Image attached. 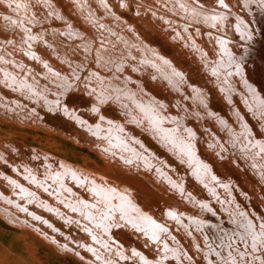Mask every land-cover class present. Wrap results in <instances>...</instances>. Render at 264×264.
Segmentation results:
<instances>
[{
    "label": "rangeland",
    "instance_id": "1",
    "mask_svg": "<svg viewBox=\"0 0 264 264\" xmlns=\"http://www.w3.org/2000/svg\"><path fill=\"white\" fill-rule=\"evenodd\" d=\"M50 1L56 3L55 2L56 0H3V1L0 0V6L4 10L3 13H2V10H0V14H2V17L5 18V22H8V26L12 27L11 28L12 30H10V31L13 33L12 34L13 37H15V39H12V40H10L9 37H8V39L4 40L3 39L4 35H2V37H0V39L2 38V41L4 40L3 45L0 44V47H2V51L0 50V81L10 83V84L14 85V87L20 91H23V89H22L23 87L25 88V91L31 90V88H32L31 84L32 83L30 82V80H33V79L36 80V76H35L34 72L37 70L40 71V68H41L42 70H45V71L47 70L45 72L47 79H50V82L53 83V85L57 89L62 88V86L66 87L67 82H68L67 79L69 77L64 76V75H62V73L56 72L55 70L51 69L52 66H54V65L56 66L58 63L54 64L55 61H52V59L49 57L48 53H46L47 48H50L49 52H51L52 55H58L57 59L60 58V60L62 62H65V64L73 63V62L78 63V61H79V63H88L90 66H92V68L90 67L91 76L86 77V80L84 81L83 85H84V88L88 87V88H86V91H88V93H89L88 95L92 96L93 99L91 97L89 99L88 98L89 96H85L84 94L80 95L78 93H74V95H73V93H70L76 97H74V99H73V97L70 95L72 98L69 96L67 98L68 99L67 102L70 100L68 102L70 105H72L71 103L74 102L75 106H85L86 105L88 108L90 107L91 104H93L92 110L95 109L97 111L98 115H96V117H97L96 120H97V122H99V121L100 122L96 123V121L94 122V120H93L94 124H90L92 122H90L88 119L83 117L81 114H79V116H78V114H76V116H74V118H73L74 120H71L70 117H65L64 114L60 113V110H56L54 113L48 112L45 114L44 120H45L46 124H49L50 126L52 125L54 127L53 129H49L43 125L35 124L32 122L30 123L29 119H33L32 118L33 115L29 110L28 111L21 110L18 112V111H15L14 109H12V110L7 109L8 114L4 116V114H2V107H1V110H0V169L1 168L4 169L7 166L13 172H15L17 175L22 177V175L17 171L19 169H23V167H21L20 163L23 162V159H26V160L29 159L28 155H29V157L34 159L32 161L34 163L36 161H37L36 163H38L42 159H45V158H47V159L49 158V160L51 158V160H53L54 158L58 157V158H61L65 161H68L70 163H74V164H77L83 168H86L89 171H93L96 175L98 174V175L103 176V177L106 176V178L107 177L110 178L109 180L114 182V183L120 179L119 182L121 181L120 183L123 184V186L124 185L128 186L127 183H124V182H127L128 179H130L131 185L132 186L134 185L133 187L135 189H137L134 192V194L139 198L140 201H142L146 205V208L148 210H151V209L156 208L157 206L169 204L173 200L170 197H168L165 194V192H163V186L160 183H157L151 177L150 174H148L144 171V170H148L150 168H152V169L154 168L155 171L160 170L158 159L160 157H162V154H155L154 150H153L154 158H150L149 157L150 154H148V155L144 154V153H147L145 151L146 149H150L149 147H147L144 143H141V141H140V138H142V136L143 137L145 136L146 138H148L151 141V143L154 146H156V150L159 151V149L161 148L160 150H162V151H160V152L165 153V154H163L164 159H166L165 157H166V155H168L169 157L167 156L168 157L167 159L170 158L171 160L170 159L169 160L172 163L175 162L174 164L179 166L180 169L181 168L184 169V172L186 171L185 173L187 175L189 174L188 172H190L192 175L196 176V179L198 181H200L204 185L208 184L207 180H205L202 176V170L201 169L203 166H206V165L208 166L207 161H209V159L212 158V154H211V152L208 153L207 154L208 156H206V158L203 156L206 160V164L200 158L197 159L196 156H198V154H199L198 150L201 151V149H202V148H200L199 137L195 133L192 134L191 128H193V127L191 124L188 125L191 128L187 127V124H186V126H184L185 124H183V122L185 123L186 120H184L181 116V115H186V118H187L191 115H195L196 112L194 109V105L198 104L197 105L198 107H195V108H197V111H201L200 107H202V106L200 105V103H198L194 99V96H192V94H189L191 96V97L189 96V98H187L189 106H190L189 108L180 106L181 105L180 103L178 106L177 105L172 106L173 111H177V109H179V111H181L182 113L184 112L185 114H181V112H179L181 115H172L171 116L170 114L166 113L167 112L166 110H168L171 107L170 102H165V104H166V108H165L163 106V103L158 104V101H160V99L158 97L154 96L152 94V92L151 93L148 91L144 92V90L142 88H139V87H141V84H142L141 79L142 78L146 79L148 77L146 79V81H148L150 84L152 83L153 86H155L158 91L162 92L164 95L167 96V99H168L169 94H173V95L175 94L178 96L177 92L181 91L183 93V91H182L183 88L180 89V87H178L179 84L177 86L176 80H177V76H179V78L180 77L182 78L183 74H181V72L179 70H177V67L173 65V63L171 62L172 58L171 57L167 58L168 54H163V52L160 51L159 45H156V46L152 45L151 43L146 41V39L143 38L142 35H140V33L137 31V26H138L137 24L142 25L145 22L147 24L149 23L148 26H149L150 30L152 31L150 33V36L153 38L156 37L158 41L163 42L165 45H168V46L170 45L169 47L172 48V50L176 53L177 57L179 56L178 58L180 59V61L185 63V66H187L186 69H188V67H189V69H192L194 72H196L198 70L196 73H198V75H200V77L203 78L205 81L207 79L206 82L208 83V86H210L212 90L214 89L213 90L214 92L217 91L216 93L219 96H221V99L223 101H226V99L229 100V97L233 96L232 101L234 104H236V106H240V103L237 99H241L242 102L245 103L247 111L254 112L256 110V107H259L261 104H263V102H261L262 100L258 94H260L262 92L264 95V88H263L264 87V71H263L264 67L262 64V63H264V58L262 57V55H260L258 53L259 52L258 51L259 50L258 45L260 46L261 49L264 48V31H263V27H261V26H263V23H264L263 22V20H264V16H263L264 0H197V1L205 2L208 5L207 8H203V6L197 5L196 0H143V1H146L145 3H147V2L150 3V5H148V6H150L149 8H151V10L154 11V14L152 17L156 18L155 23L151 22L152 21L151 19L145 18V17L142 18L141 16H138V19H137V15L131 9H126L125 6L124 7L121 6L119 8L118 4L115 3L116 0H57L56 4H59L63 7V8L61 7L62 13H60V14H59L58 10H55L53 7H50V5H49ZM234 3L236 4V6L234 5ZM115 4H116V7H115ZM47 12L49 14H47ZM261 12H262V14L260 15ZM17 14H19V15H17ZM50 14L54 15L55 18H57L58 20L51 22L50 21L51 18L49 17ZM62 14H65L68 18L70 16L71 19H68V18L64 19V16ZM123 14H125L126 16L128 15L130 19L127 18ZM134 19H136V20L134 21ZM149 20H151V21H149ZM128 21H132V22H128ZM59 23H60V25H59ZM69 24L70 25L72 24L76 27H78L79 25H82V27L81 26L78 27L82 30L81 33L75 32V29L72 28ZM258 24H261L260 25L261 28L259 27ZM34 29H36V30H34ZM207 29L216 30L218 32V34L212 33L213 34L212 35L209 32H207ZM252 29H253V31H252ZM163 31L167 32L168 37L172 33L173 37L172 36L169 38L166 37L165 36L166 33L163 34L162 33ZM86 35H88L87 39L84 38V37H86ZM194 35L197 37H201L203 44L204 43L205 44L202 46H199L198 43L195 42V36ZM8 36H9V31H8ZM228 36H231L234 39H236V45L233 46L234 48L231 45H229L230 41H229ZM73 40H75V41L72 42ZM69 41H71L70 48H69L70 51L67 53L66 50L63 51L62 44L64 42H69ZM208 41L212 43V47L209 46V44L207 43ZM239 43H242L244 45V48L242 49V51L237 49V50H239V52L237 53L233 49L238 48L237 44H239ZM56 45H58V46L56 47ZM39 46L44 47V50L43 49L41 50L39 48ZM179 46H181V49H179ZM205 46L207 47V49ZM35 47H38L39 49L37 48V50L34 51ZM184 47L190 52V55L183 50ZM193 47H194V49H193ZM3 48H4V50H3ZM16 48H17V52L11 50V49H16ZM29 48L31 49L30 52L28 51ZM91 48H92V50H91ZM255 48H257V49H255ZM253 49H255V51ZM74 50L77 51V54H79V56L81 57L80 60L74 59L75 57L74 58L71 57L72 52ZM178 50L181 51L182 53L184 51V53L182 54ZM206 50L208 52L210 51L209 52L210 54H208V52H206ZM200 51L202 54H200ZM17 53H19L20 56L16 55ZM28 53H30L28 56L33 59V61H32L33 64L28 63L27 61H24V59L22 58L23 55L27 56ZM40 53H44V54L42 55ZM206 53H207V55H206ZM220 53L222 56L220 55ZM163 55H165V56H163ZM195 55L198 59L195 57ZM203 55H205V56H203ZM208 55H210L211 58H209L210 56H208ZM212 55H214V56H212ZM204 57H207V58H204ZM214 57L216 60L214 59ZM220 57L221 58L223 57L224 59L223 58L221 59ZM240 58H241V60H240ZM93 59H94V61H93ZM233 59L234 60L236 59L237 61L234 62ZM51 61H52V63H51ZM238 61H239V63H238ZM132 62H134V63H132ZM201 62H202V65H201ZM209 62H211V64ZM236 62H237V65H236ZM197 63L202 67H200ZM259 63H260V66H259ZM31 64H32V67H31ZM165 65H166V67H164ZM195 65H196V67H195ZM261 65L263 68L261 67ZM26 66L28 67L27 68L28 70H26ZM203 66H205V67H203ZM232 66L234 68H232ZM258 66H259V68H257ZM34 67H35V69H34ZM132 67L135 68L133 71L131 70V69H133ZM140 67H142V70H140ZM145 67H147V68H145ZM125 68L128 72H125L126 71ZM150 68L152 71H150ZM157 68H158V70H156ZM203 68H206V69H203ZM146 69H148V71ZM162 69H164V70H162ZM202 69H203V71H202ZM260 69H262V71ZM31 70L34 72H31ZM154 70H156V71H154ZM207 70H208V72H207ZM110 71H111V73H110ZM122 71L124 73H122ZM176 71L180 72V74L177 72L178 73L177 76L175 75ZM184 71H186V73L188 72L187 70H184ZM258 71H260V72H258ZM21 72L23 75L21 74ZM131 72H132V74L134 72L138 73V75H137L138 78L136 77L135 79H132V81H131V78L128 76V74ZM203 72L207 73V78L205 76L206 73L204 74ZM256 72H257V74H256ZM106 73H107V75H106ZM247 73L252 74L253 78L251 81L249 79H247V77H248ZM102 74H104V75H102ZM118 75H120V76L122 75V76L120 77ZM209 75H210V77H209ZM245 75H246V77H245ZM262 75H263V77H261ZM102 76H104V77H102ZM128 77L130 79H128ZM170 77H173V78H170ZM224 77H226V78H224ZM154 78H156V79H154ZM208 78L210 79V81ZM245 78H246V80H245ZM137 79H139L140 81ZM171 79H173L174 81H171ZM215 79H217V80L219 79L220 82H217ZM155 80H157V81H155ZM247 80L250 84L248 89H250V91H251L250 94L252 95L254 101L252 100L251 95H248L247 93L244 94L243 91H241V89H239L240 83H245V82H247ZM135 81H136V83H135ZM161 81L164 83L160 84ZM210 82H213V84ZM218 83L221 85H219ZM128 87H130V89ZM216 89H218V90H216ZM257 89L260 92L257 91ZM196 90L197 89L195 88L194 90H192V92H196ZM219 90H222V92H223L222 95L219 93ZM84 96L86 99L84 98ZM222 96H224V97H222ZM234 96H236V97H234ZM127 97H129V98H127ZM69 98H71V99H69ZM152 98H154L155 102H154V100H152ZM181 98H184V97H181ZM191 98L194 100V102L192 101ZM91 99L93 101H91ZM123 99H124V101H123ZM84 101H86L87 104L79 105V104H83L82 102H84ZM54 102H55L54 99L50 100L51 104H53ZM105 103H106V105H104ZM107 103L108 104L111 103L110 104L111 107H114V105H115V107L117 108V109L115 107L113 108V110L114 109L116 110L115 112L118 113L120 111L119 114H121L120 116H121L122 120H121V122H116L118 124L114 123L109 117H108L109 118L108 120L105 118L106 115H104V114H105L106 109L107 110L112 109ZM128 103L130 106H128ZM130 103L133 106H131ZM134 103L135 104L138 103L140 105L137 104L136 105L137 107L134 108V106H135ZM76 104H78V105H76ZM23 105L28 106L27 104H23ZM139 106L140 107L142 106V108L144 110L147 109L151 113V115H149L150 117H148V119L146 118L147 120L141 119L140 116L137 115V114H139V112H138ZM58 107H60L59 104H58ZM108 107H110V108H108ZM129 107H131V108H129ZM174 107L177 109H175ZM104 108H106V109H104ZM101 109H102V111H101ZM133 110L135 111L134 114L132 113V112H134ZM129 111L132 114H130ZM201 112H202V114H200V112H197V114H196L197 116H194V118L199 117V116H201V117L204 116L205 118L212 117L211 116L212 113H210V115H209V113H207L205 111H201ZM125 114H126V116H125ZM256 114H258V112ZM12 115H14V119H12ZM35 115L37 116V114H35ZM135 115H137L139 118ZM258 115L261 116V112ZM69 116H71V114H69ZM100 116H102V118ZM134 116H135V118H134ZM103 117L105 118L106 121L103 120L104 119ZM38 118H39L38 121H40V120H42L43 116L39 115ZM95 118H93V119H95ZM124 118H126V119H124ZM136 118L138 120H141L143 122L144 126L145 125L148 126V127L145 126V127L149 128V129H144L145 133L143 132V130L139 129L136 126L137 124L135 125L136 120H137ZM79 119H81L82 122ZM221 119H222V121H221L222 123H220V124H222V125H219V127H220L219 130H221V129L224 130V128H225L224 135L226 136V134H227L228 137H226V138H229L230 141L233 140L232 142H230L232 144H229L230 147H233L231 145H235V147H234L235 151L233 149L232 150L234 152H237L236 148L238 146H239L238 149H240V150H242V149L244 151L250 150L251 147H249V146L252 145V143L250 141H253V139H251V140L244 139V137L247 135V133H246V128L243 127L241 119H240V122L237 121L238 122L237 126H236V124H234V121L231 120L233 122V124L235 125L234 129H230V127L227 128L225 120L222 117H221ZM75 120L77 122L78 121L80 122L81 128H78L76 126ZM123 120H125V121L131 120L130 123H133L132 126H134L136 128L138 134L141 133L139 136L135 135L136 140L137 141L139 140V142L135 143L136 140L133 137L134 135L131 134L127 130H126V133H123L124 135L121 134V132L119 134V130H123V132H124L125 126H131L130 124L128 125L126 123L127 121L125 122ZM133 120H135V123L132 122ZM150 121H152L153 124H152V122L150 123ZM179 121H181V122H179ZM212 121H213V119L211 118V122ZM223 121H224V123H223ZM79 122H78V124H79ZM81 124H84V125H81ZM86 124H89V125L86 126ZM104 124H106L107 126ZM157 125H160V127ZM111 126H113L114 128ZM153 126H155V127L157 126V128H155ZM166 126H167V128H166ZM173 127L175 129H173ZM183 127L184 128L186 127V130ZM237 127H238V129H237ZM182 128L184 129V131H186V133H187V131H188V133H190V135L192 136L191 140H190V135L189 136L186 135V133L183 130H181ZM111 129H113L112 130L113 132L111 131ZM170 129L172 131L177 130L179 135H184V137L186 136L187 137V138L185 137L186 142L187 143L189 142L188 145L193 148L192 150H194V152L190 151L191 148L188 145H186L187 146L186 147L187 150H186L185 148L183 149L181 147L173 145L171 142H170V144H164L163 145L164 147H162V145H160V143L156 142V141H158L157 140L158 133L164 134L166 132L171 131ZM236 129H237V131H236ZM101 130H104V132ZM105 130L108 132L106 133ZM179 130H181V132ZM148 132L153 136L156 135V137L150 136L148 134ZM225 132H226V134H225ZM114 133H115V135L118 136V139L120 138L119 142H118L120 144V146H117L118 143L116 144V142H114L115 140L118 141L117 138L114 139V137H116L115 135H113ZM108 134H110V135H108ZM101 135H102V138H101ZM233 136L236 139L235 138L232 139ZM98 137H100V138L98 139ZM125 137H126V139H125ZM95 138H96V140H95ZM137 138H139V139H137ZM89 139L95 140V141L99 142V144H93L92 142H90ZM122 139H124L123 142L121 141ZM154 139H156V140H154ZM109 140H111L110 141L111 144L109 142H108L109 144L107 143V141H109ZM245 140H247L249 143H247V141L245 142ZM234 141H237V142H234ZM126 142L130 144L128 146L132 145L131 147L133 149L135 148L134 150L131 149L134 152V155L132 157L130 156L131 159L127 154H125L126 153L125 151H127V150H124L127 146ZM226 142L228 144V140H226ZM101 143L102 144L104 143V144L102 145ZM121 144L123 146H121ZM135 144L138 146H136ZM140 144H141V148H140ZM96 145H98V148L95 147ZM113 145H116L115 147H117V148H115ZM133 145H134V147H133ZM242 145H245L244 146L245 149L243 147L240 148ZM259 146H260V148H259ZM261 146H263V148H264V145H258L259 150H257V152L252 149L253 154H254V152L258 153V154L252 155V154L248 153V151H245V152L243 151V152L244 153L247 152L248 153L247 156L252 155L251 157L250 156L248 157V159H251L250 160L251 162L252 161L254 162V159L256 158L255 161L257 163L252 162L253 164H256L254 166H258V165L260 166L259 172H257L258 170H256V172L259 175H260V173L264 175V173H263L264 169H262L263 167L261 166V165H264L263 164V162H264V156L263 155L264 154L263 155L259 154L260 150L263 149V148H261ZM120 147H124V148H120ZM142 147L145 150H143ZM188 147H189V149H188ZM247 147H249V148L247 149ZM118 148H119V150H118ZM100 149L102 150V152H99ZM254 149H257V147ZM135 150L136 151L137 150L142 151L141 154H138V156L140 155L139 157L137 155L135 156V153H136ZM263 150H262V152H263ZM150 151L149 152L152 153V149ZM171 151H173V153ZM123 152H124V155H123ZM115 153H118V154H115ZM34 155L35 156L37 155L36 156L37 159ZM119 155H121V156H119ZM146 155H147V157H146ZM125 156H127V157H125ZM142 156L146 157L147 159L142 157ZM255 156H257L258 158ZM252 157L254 159H252ZM115 158H117V159H115ZM136 158H137V160H136ZM148 158L154 162H152V161L150 162V160ZM193 158H194V161H193ZM144 159H145V161H144ZM15 160H20V161L14 162ZM116 160H120L121 162L116 161ZM147 160H149V161H147ZM111 161L112 162H114V161L118 162V165H117V163H115V162L112 163ZM13 162H14V164H13ZM139 162H140V166L138 165ZM155 163H156V165H155ZM178 163H180V165H178ZM252 163H250V164L252 165ZM123 165L124 166L126 165V166L124 167ZM117 166L118 167L120 166V167L118 168ZM135 166H137V168H139L138 173L132 172V170H131V167L134 168ZM112 167H113V169H112ZM146 167H147V169H146ZM155 167L157 168V170ZM218 167L220 169H222L220 166H218ZM27 168L30 169L29 165H27L25 167V169H27ZM255 168H257V167H255ZM64 169L65 170L63 172H64L65 176H67L66 177L67 180L65 177H64V180L66 181V183L68 181H70L69 185L73 186L74 190H72V191L66 190V186L62 185V183H65V181H63L62 177H61L64 175L63 172L60 173L61 176L59 175L58 177H56V178H58L59 181H57L56 178H52V180H53L52 183H54V184L51 185L52 190L50 188H49V190H51V194H53V196L55 195L54 196V198H55L54 200L56 201L55 206L58 207L57 204H59L60 206H64L67 209H69V211L72 210V213H74L76 216H78L77 219H79L80 221H85L88 224V226H89V227H87L88 229L93 228L94 231L99 229L100 230L99 233H102L101 229H103L102 230L103 232L106 231V233H109L108 229H109V227H111V222L116 218L121 219L122 222L124 220V223H126L127 226L132 225L131 227H135L137 229H140L143 233L130 228V229H132L131 230L132 232H131L129 229L127 230V228H124L123 226H121L122 228L117 227L116 229H114L113 234L117 238L124 237V238L128 239V237H129L130 241L128 242L127 246H130L131 243L133 244V242H134L135 243L134 245L137 248H140L139 249L140 253L141 252L145 253L144 256L147 259V261L149 262L151 260V258L153 257V255L151 254V252H149L148 247L146 246V243L148 242L146 240L148 237L145 236L144 234L150 233L154 228L158 229V225L151 218L145 219V217L143 215L140 216L136 203H133L129 199V197L126 196V194L122 191H120V193L122 194V198H120L121 194L115 193L116 188L113 185H111L110 182H109L110 184H108V185L104 184V186H98L97 187L98 181H94L93 182L94 184H93V183H88L87 180H85V183H84V181H82L83 179H82V175H80L81 171L79 169H76L74 167L73 168L67 167V166ZM108 169H111V172ZM234 169L230 167L229 171L234 172L235 171ZM141 170H143V171H141ZM260 170H263V171H260ZM113 172H115V173H113ZM130 172H131V174H130ZM216 172L218 173V171H216ZM124 173L126 174L127 177L124 176L125 175ZM220 173L223 174L224 171H222ZM119 175H120V177L123 176L122 179L119 178ZM263 175L261 176V178L264 177ZM124 177H126V178H124ZM74 178L76 179V181ZM131 178H132V180H131ZM188 178H189V176H188ZM0 179H3L1 177V174H0ZM77 180L79 181V183ZM123 180H125V181L123 182ZM252 180H255L254 177H252ZM3 181L4 182H2L3 183L2 186L5 189H7L8 191H10V188L7 185L8 181L6 182L5 179H3ZM72 182H76V185ZM52 183H50V184H52ZM171 183H172V185L175 184L174 187L178 186L175 182H171ZM109 185H111L112 187ZM52 186L54 187V189ZM75 186L78 187V189L80 191L88 190L87 195H88V197H90V199H86L84 197H80V199H79V197H78V199H76V201H74L71 199L69 200L67 197H65L66 191H67V193L70 192V194H72V195L75 194V191L77 192V189L75 188ZM101 187H102V189H101ZM109 187H111L112 189H109ZM11 188H14L16 192H17V188L20 189L19 186H17L15 183H11ZM160 188H162V189H160ZM98 189H99V191H98ZM104 189H105V192L103 193ZM101 191L103 194L101 193ZM106 191L108 193L110 192L107 196L105 194V193H107ZM116 192H118V189H116ZM144 193H146V194H144ZM97 194H100V195H97ZM117 195L119 197H117ZM133 195H131V196H133ZM29 196H30V198L32 197V195H30L29 192H26L25 200L27 202H29L28 201L30 199ZM56 196H57V198H56ZM99 196H100V198H99ZM123 198H125L126 201L128 200V202L126 203L125 199H123ZM4 200L6 201V198H4ZM4 200H3V197H2V200H0V202L3 205H5ZM82 200L84 201V203L82 202ZM70 201H71V203H70ZM67 202L70 203L69 205H72V206H67L68 205ZM131 202L133 204H135V206L134 205L132 206ZM122 204H124V205H122ZM77 205H79L80 207H78ZM35 206L38 207L37 205H35ZM84 206H85V208H84ZM72 207L73 208L75 207L77 209L74 208V211H73ZM9 208H10V206H9ZM9 208L3 209L2 207H0V264H91L88 261L84 260L81 256H79L76 253L73 254V253H70L68 251H64V250L60 249L58 247V245L56 244L55 238L51 235V233L41 231V229L38 228V226L35 225L31 221L30 216L28 213H26V211H23L22 209H19L17 207H13V205H11L12 210ZM209 208L210 207H208V206L201 205V210L197 214H187L188 219L183 218L182 214L180 212L177 214L174 213L175 215L174 216L172 215L171 217L175 220L176 219L175 217L178 216L179 218L177 219V222L179 224L181 223V227H183V229H185V227L186 228L189 227L191 229L195 228L196 229L195 232L197 233V236L200 237V240H201V238L202 239L205 238V240L208 243V240H210V242L212 241L210 239L211 235H209L208 230L211 231L212 233L214 232L217 237L218 236L224 237L226 235L224 231H221L222 228H224V227H222L223 225L221 224V219L218 218V216H215L214 212L211 210V208L210 209ZM79 209H81V210H79ZM129 209H130V211H129ZM77 210L79 212L76 213ZM47 211H49V210H47ZM80 211H82V212L80 213ZM119 212H121V213H119ZM184 213L185 212H183V214ZM233 213L234 212L229 211L226 215L227 220L230 223L229 226L231 227L234 225L233 227H235V228H233V227L232 228H229V227L224 228L226 233H228L227 236L232 237V239H234L236 237L237 241H235V242L240 241V242L244 243L245 239L247 240V242L249 239L256 242V240H255V238H256L255 232L256 231L253 229L254 233H252V232H250V228L248 227L247 224H240L239 222H237V220L232 217ZM17 214H21L22 217L19 218L17 216ZM25 215H27L28 218H26ZM133 215H134V217H133ZM196 215H198V216H196ZM209 215H213V217H215V218H211ZM124 216H125V218H124ZM205 216H208V218L210 217V219H208L207 217L205 218ZM80 217H81V219H80ZM104 218H105V220H104ZM202 218H205V219H202ZM128 219H129V221H128ZM136 219H138L137 222H136ZM196 219L197 220L199 219L201 223L198 222ZM109 220H111V221H109ZM132 220H134V221H132ZM126 221H128V223ZM186 222H187V225H186ZM197 222H198V224H197ZM153 224H155V225H153ZM249 224H251V223L249 222ZM65 225H67V223H65ZM138 227H140V228H138ZM72 228H70V229H72ZM252 228H253V225H252ZM191 229L190 230L187 229V231H189V232L191 231V233H193L194 231H192ZM238 229H239V231H238ZM74 230L75 229H72L71 232L73 233ZM90 230H92V229H90ZM199 232H200V234H199ZM235 233L237 235L234 236ZM239 233H241V235H239ZM59 235L62 238L64 237V235H61V234H59ZM86 235H88V237L90 238L91 241H93V243L98 242V241L94 242L93 236L91 239L89 232ZM74 237H78V234H74ZM208 237H209V239H208ZM239 237L241 238V240ZM151 238L153 239L154 236L151 235ZM225 238L226 237H224V239ZM237 238H239V239H237ZM154 239H156V238H154ZM218 241L221 242L220 239ZM194 246L196 248H199V246L196 245V243H194ZM225 246L227 248V246H229L228 243H226ZM127 250L129 251L130 247H127ZM173 254L175 255L174 251H172V253H170V254L166 253L164 258L162 257L161 259L155 260V261L151 262L150 264H179L178 258L175 257L176 258L175 259ZM178 255L180 256V254H178ZM113 260H116V259H113ZM114 263L117 264V262H114Z\"/></svg>",
    "mask_w": 264,
    "mask_h": 264
},
{
    "label": "bare ground",
    "instance_id": "2",
    "mask_svg": "<svg viewBox=\"0 0 264 264\" xmlns=\"http://www.w3.org/2000/svg\"><path fill=\"white\" fill-rule=\"evenodd\" d=\"M3 1V0H2ZM143 1V0H141ZM57 3V0L55 1ZM54 2H49V5L50 7H53L55 10H58L59 11V14L62 13L61 11V5L59 4H56ZM149 2L145 3L147 6L149 5L148 4ZM230 3V2H229ZM68 4V3H67ZM196 4L197 5H201L203 6V8H207V4L203 1H197L196 0ZM238 4V3H237ZM114 5V4H113ZM234 5L236 6V4L234 3ZM59 6V7H58ZM89 6V5H88ZM116 7V5H115ZM260 7V6H259ZM63 8V7H62ZM160 8V7H159ZM229 8V7H228ZM119 9V8H118ZM258 9V8H257ZM0 10H2V13H3V8L0 6ZM66 10V9H65ZM120 10V9H119ZM257 11V10H256ZM262 11V10H261ZM95 12V11H94ZM148 13L146 15H144L145 18H149L151 20V22H154L155 23V17H152L153 14H154V11L151 10V8L148 9L147 11ZM218 12V11H217ZM64 13V12H63ZM219 13V12H218ZM47 14H49L47 12ZM119 14V13H118ZM223 14V13H222ZM262 14V12L260 13V15ZM19 15V14H17ZM51 15V14H50ZM49 17L51 18V22L55 21V20H58L57 18H55L54 15H51ZM64 16V19L65 18H68L65 14H62ZM121 15V14H120ZM125 15V14H123ZM259 15V16H260ZM24 16V15H23ZM126 16V15H125ZM141 16V15H140ZM263 16H264V13H263ZM127 18H129V16L127 15L126 16ZM143 17V18H144ZM12 18V17H11ZM126 18V19H127ZM133 18V17H132ZM263 18V17H262ZM261 18V19H262ZM53 19V20H52ZM68 19H71V17L69 16ZM73 19V18H72ZM130 19V18H129ZM137 19H138V16H137ZM140 19V18H139ZM21 20V19H20ZM60 20V19H59ZM136 19H134L135 21ZM177 20V19H176ZM71 21V20H70ZM80 21V20H79ZM133 21V20H132ZM132 21H128V22H132ZM133 21V22H134ZM148 21V20H147ZM262 21V20H261ZM260 21V22H261ZM139 22V21H138ZM150 22V23H151ZM264 22V20H263ZM262 22V23H263ZM71 23V22H70ZM261 23V24H262ZM142 24V23H141ZM149 24V23H148ZM148 24L145 22L143 23L142 25H139L137 24V31L140 33V35L143 36V38L146 39V41H148L149 43H151L152 45H159L160 46V51L163 52V54H168L167 58L168 57H171L172 58V63L174 66L177 67V70H179L181 72V74H183L182 78L179 76H177V74L180 72L176 71V76H177V86L179 84L178 87L183 88V93L181 91L177 92L178 96L177 95H173V94H169L168 95V99H167V96L164 95L162 92L158 91L156 89L155 86H153V84L149 83L148 81H146V79H141L142 80V84H141V87L139 88H142L144 90V92H152V94L156 97H158L160 99V101H158V104L160 103H163V106L166 108V104L165 102H170V105L171 107L166 110L165 112L167 114H170L171 116L172 115H181V114H185L184 112L182 113L181 111H179V109H177V111H173L172 109V106H178L179 103L181 104L180 106L182 107H187L189 108V103H188V100L187 98H189V94H192V96H194V99L200 103V105L202 107H200V110L201 111H205L207 113H212L211 116L212 117H209V118H205L204 116L201 117H196L194 118V116H197V112H200V114H202L201 111H197V108L195 107H198L197 105H194V109H195V115H191L189 117L186 118V115H181L182 118L184 120H186V122L184 123L183 121V124H185L184 126H186L187 124V127H189L188 125H192L193 128H191L192 130V134H197V136L199 137V144H200V148L201 151L198 150V158H200L202 161H204V163L206 164V156H208L207 154L211 152L212 154V158L209 159V161H207V164L208 166H203L202 167V176L205 180H207V183L206 185H204L203 183H201L200 181H198L196 179V176L192 175L190 172H188L189 174L187 175L185 172H184V169H180L179 166H177L176 164L172 163L169 159H167L169 156L166 155V159H164V156L163 154L165 153H161L159 149L156 150V146H154L151 141L146 138L145 136L143 137L142 135V138H140V141L141 143H144L147 147H149L150 149H144L143 147V150H145L147 153H144V154H150V158H154V152L155 154H162V157H160L158 159L159 161V169L158 171H155V169L153 168H150L148 170H144L146 173L150 174L151 177L157 182V183H160L162 186H163V192H165V194L170 197L173 201L169 204H166V205H162V206H157L156 208L154 209H151V210H148L146 208V205L139 200V198L134 194V192L137 190L135 189L131 183H130V179H128L127 182H124L125 180H123L124 183H127L128 186H123V184H121L119 182V178L122 179V177H120L119 175V180L117 182H112L110 181L109 179L110 178H106L103 177V176H100V175H96L93 171H89L88 169L86 168H83L77 164H74V163H70L68 161H65L61 158H54L53 160H49V158H45V159H42L40 162L38 163H34L32 162L34 159H32L31 157H29L28 155V158L29 159H23V162L20 163L21 167H23V169H19L17 172H19L21 176L17 175L15 172H13L9 167H5L4 169H0V174H1V177L3 179L6 180L7 182V185L8 187L10 188V191H8L7 189H5L3 186H2V182L3 179H0V200H2V197H3V200L4 198H6V201L4 200L5 202V205H3L1 202H0V207H2L3 209H8L9 206L11 208V205H13V207H17L19 209H22L23 211H26V213L29 214L30 216V219L31 221L38 226V228L41 229V231L43 232H48V233H51V235L55 238V242L56 244L58 245V247L64 251H68L70 253H73V254H78L79 256H81L84 260L88 261L89 263L91 264H116L114 262H116V260H119V259H124V257L126 259H129L131 260V262L133 263H136V264H150L151 262L155 261V260H159L161 259L162 257L164 258V256L167 254H170L172 253V251L175 252V255H174V258L177 257L178 260H179V264H184L185 259H194V256L189 253V250L191 249L192 251L196 252V254H199V257H198V260H199V263L198 264H235V260H238L240 258H244L246 259V261L248 260H252L251 259V256L256 253V251H264V212L262 215H260V212H256L255 210L254 211H250L247 209H244L243 206H241V201H240V196L238 195L237 191H240L241 194L244 193V189L242 188V185L240 184L241 180L240 178H238V182L235 184V186L231 185L230 183L226 182L225 180H221V177H225V176H230L231 179L234 178L237 180V176L239 173H242L244 174V179L247 181L246 183V187H250L251 189H256L257 188H260L261 189V192L264 193V177L261 178V176L263 174L260 173L257 174V172H259V169H260V166H254L256 164H253V163H257L255 161V159L252 157V159H254V162L252 163L250 160L251 159H248V157L252 156V155H255V154H258V153H255L253 154V150H255L257 152V150H259L258 148V145H264V95L263 93L261 92L260 94H258L261 98V102H263V104H261L259 107H256V110L254 112L252 111H247L246 109V105L244 102H242L241 99H237L240 103V106H236V104L233 103V99L232 97L233 96H230L229 97V100L226 99V101H223L221 99V96H219L216 92H214L210 86H208V83L200 77V75H198V73L194 72L192 69H186L187 66H185V63L180 61V59L176 56V53L172 50V48H170L168 45H165L163 42L161 41H158L156 37H151L150 36V33L152 32L148 26ZM261 24H258L259 27ZM58 25V24H57ZM60 25V23H59ZM70 25V24H69ZM151 25V24H150ZM153 25V24H152ZM72 28L75 29V32H80L81 33V29L78 28V27H82V25H79L78 27L74 26V25H70ZM255 26V25H254ZM152 27V26H151ZM263 31H264V23H263ZM260 27V28H261ZM12 27L11 26H8V22H5V18L2 17V14H0V37H2V35H4L3 39L6 40L9 39L12 40V39H15V37H13V33L10 31L12 30L11 29ZM22 29V28H21ZM205 29V28H204ZM24 30V29H23ZM36 30V29H34ZM8 31H9V36H8ZM84 31V30H83ZM202 31V30H201ZM205 31V30H204ZM253 31V29H252ZM261 31V30H260ZM33 32V31H32ZM207 32H209L210 34H218V32L216 30H210V29H207ZM232 32V31H231ZM85 33V32H84ZM87 33V32H86ZM90 33V32H89ZM163 34L166 33V37H168V34L166 31H163L162 32ZM202 33V32H201ZM205 33V32H204ZM155 34V33H154ZM192 34V33H191ZM212 34V35H213ZM41 35V34H40ZM69 35V34H68ZM87 36L84 37L85 39H87ZM173 37V34L171 33L169 37ZM195 36V35H194ZM239 36V35H238ZM158 37V36H157ZM168 37V38H169ZM161 38V37H160ZM229 38V41H230V44L232 47L236 45V39H234L233 37L231 36H228ZM4 40L2 41V38L0 39V44L3 45V42ZM208 40V39H207ZM38 41V40H37ZM75 40H73L72 42H74ZM173 41V40H172ZM15 42V41H14ZM53 42V41H52ZM95 42V41H94ZM147 42V43H148ZM195 42L198 43L199 46H202L204 45L203 42H202V39L201 37H197L195 36ZM20 43V42H19ZM148 43V44H149ZM209 44L210 47H212V43L211 42H207ZM70 44H71V41L69 42H64L62 44V49L63 51L66 50L67 53L70 51L69 48H70ZM143 45V44H142ZM141 45V46H142ZM58 45H56L57 47ZM147 46V45H146ZM195 46V45H194ZM230 46V47H231ZM28 47V46H27ZM206 47V46H205ZM237 47L238 48H235L233 49L235 52H239V50L242 51V49L244 48V45L242 43H239L237 44ZM38 47H35L34 51L37 50ZM39 48L42 50H44V47L42 46H39ZM38 48V49H39ZM197 48V47H196ZM234 48V47H233ZM258 48H259V54L262 55V57L264 58V48L261 49L260 46L258 45ZM179 49H181V46H179ZM194 49V47H193ZM207 49V47H206ZM239 49V50H237ZM257 49V48H255ZM255 49H253L255 51ZM0 50L2 51V47H0ZM4 50V48H3ZM13 51H16L17 52V48L16 49H11ZM30 48H29V52H30ZM40 50V51H41ZM46 53H48L49 57L52 59V61H55L54 64L58 63L56 66H52L51 69L55 70L56 72H59V73H62V75L64 76H68L69 78L67 79V86L66 87H63L62 88H56L53 83L50 82V79H47V76L45 75V70H42L40 68V71L37 70V71H32L31 72H34L35 73V76H36V80H30V82L32 83V88L31 90H26L25 91V88L23 87V91H20L18 90L17 88L14 87V85L10 84V83H6V82H1L0 81V110H1V107H2V114L7 115L8 113V110L7 109H14L15 111H21V110H24V111H30L32 113V118L33 119H29V122L31 123H35V124H39V125H43L49 129H53L54 127L49 124H46L45 122V114L50 112V113H54L56 110H60V113L64 114L65 117H70L71 120H74V116H76V114H81L83 117H85L86 119H88L90 122V124H94L93 123V120L94 122L96 121V123H99L97 122V117L96 115L97 114V111L93 109V104L90 105V107L88 108L85 104L86 101L82 102L83 104H79V105H85V106H75L74 102H70L72 105H70L68 102H67V98L71 95L74 99V97L76 96H73L74 93H78V94H84L85 96H89L88 94V91H86V88H84V81L86 80V77L87 76H91V69L90 67L92 68V66H90L88 63H68V64H65V62H62L59 59H57V56L58 55H52L50 51V48H47L46 49ZM92 50V48H91ZM151 50V49H150ZM177 50V49H176ZM175 50V51H176ZM185 52H187L189 55H190V52L184 47L183 49ZM203 50V49H202ZM110 51V50H109ZM119 51V50H118ZM179 51V50H178ZM183 51V53H184ZM159 52V51H158ZM181 52V51H179ZM196 52V51H195ZM199 52V51H198ZM197 52V53H198ZM206 52H208L206 50ZM210 52V51H209ZM208 52V54H210ZM212 52V51H211ZM83 53V52H82ZM175 53V54H174ZM182 53V52H181ZM182 53V54H183ZM30 53L27 54V56L29 55ZM40 54H44V53H40ZM140 54V53H139ZM145 54V53H144ZM161 54V53H160ZM200 54L201 51H200ZM16 55L20 56L19 53H17ZM141 55V54H140ZM179 55V54H178ZM187 55V54H186ZM198 55V54H197ZM207 55V53H206ZM216 55V54H215ZM221 55V53H220ZM25 55L22 56V58L24 59V61H27L28 63H32L33 64V59L31 57H27ZM47 56V55H46ZM155 56V55H154ZM165 56V55H163ZM181 56V55H180ZM205 56V55H203ZM210 56V55H208ZM214 56V55H212ZM222 56V55H221ZM72 58L74 59H77V60H80L81 57L79 56V54H77V51H73L72 52ZM104 57V56H103ZM156 57V56H155ZM196 57V55H195ZM217 57V56H216ZM231 57V56H230ZM229 57V58H230ZM48 58V57H47ZM197 58V57H196ZM204 58H207V57H204ZM211 58V56L209 57ZM213 58V57H212ZM221 58V57H220ZM223 58V57H222ZM221 58V59H222ZM242 58V57H241ZM240 58V60H241ZM115 59V58H114ZM187 59V58H186ZM198 59V58H197ZM215 59V57H214ZM219 59V58H218ZM217 59V60H218ZM224 59V58H223ZM237 59V58H236ZM234 60L237 61V60ZM165 60V59H164ZM207 60V59H206ZM216 60V59H215ZM220 60V59H219ZM239 60V59H238ZM239 60V61H240ZM51 61V63H52ZM94 61V59H93ZM195 61V60H194ZM209 61V60H208ZM207 61V62H208ZM221 61V60H220ZM238 61V63H239ZM135 62V61H134ZM132 62V63H134ZM151 62V61H150ZM157 62V61H156ZM214 62V61H213ZM263 62V61H262ZM2 63V62H1ZM138 63V62H137ZM168 63V62H167ZM211 64V62H209ZM219 63V62H218ZM224 63V62H223ZM244 63V62H243ZM32 64H31V67H32ZM160 64V63H159ZM198 64V63H197ZM207 64V63H206ZM229 64V63H228ZM233 64V63H232ZM263 64V67H264V63ZM118 65V64H117ZM125 65V64H124ZM131 65V64H130ZM139 65V64H138ZM137 65V66H138ZM150 65V64H149ZM157 65V64H156ZM199 65V64H198ZM201 65H202V62H201ZM208 65V64H207ZM214 65V64H213ZM236 65H237V62H236ZM5 66V65H4ZM37 66V65H36ZM162 66V65H161ZM171 66V65H170ZM200 66V65H199ZM239 66V65H238ZM242 66V65H241ZM259 66H260V63H259ZM259 66L257 68H259ZM159 67V66H158ZM163 67V66H162ZM166 67V65L164 66ZM193 67V66H192ZM191 67V68H192ZM196 67V65H195ZM202 67V66H200ZM205 67V66H203ZM217 67V66H216ZM236 67V66H235ZM252 67V66H251ZM262 67V65H261ZM262 67V68H263ZM4 68V67H3ZM28 67L26 66V70ZM110 68V67H109ZM133 68V67H132ZM144 68V67H143ZM147 68V67H145ZM153 68V67H152ZM175 68V67H174ZM232 68H234L232 66ZM6 69V68H5ZM35 69V67H34ZM38 69V68H37ZM114 69V68H113ZM128 69V68H127ZM135 68L131 69L132 71L134 70ZM168 69V68H167ZM194 69V68H193ZM200 69V68H199ZM203 69H206V68H203ZM202 69V71H203ZM212 69V68H211ZM236 69V68H235ZM251 69V68H250ZM264 69V68H263ZM126 70V68H125ZM140 70H142V67H140ZM148 71V69H146ZM145 70V71H146ZM158 70V68L156 69ZM154 70V71H156ZM164 70V69H162ZM184 70H187L188 72L186 73V71ZM192 70V71H191ZM210 70V69H209ZM233 70V69H232ZM237 70V69H236ZM262 71V69H260ZM63 71V72H62ZM101 71V70H100ZM150 71L151 68H150ZM170 71V70H169ZM175 71V70H174ZM173 71V72H174ZM264 71V70H263ZM109 72V71H108ZM125 72H128L127 70ZM178 72V73H177ZM208 72V70H207ZM244 72V71H243ZM260 72V71H258ZM111 73V71H110ZM109 73V74H110ZM122 73H124L122 71ZM135 73V72H134ZM132 74L129 73L128 76L131 78V81L132 79H135L138 75V73H135V74ZM159 73V72H158ZM166 73V72H165ZM170 73V72H169ZM168 73V74H169ZM204 73V72H203ZM206 73V72H205ZM204 73V74H205ZM22 74V72H21ZM101 74V73H100ZM162 74V73H161ZM200 74V73H199ZM248 74V73H247ZM246 74V75H247ZM257 74V72H256ZM23 75V74H22ZM104 75V74H102ZM107 75V73H106ZM135 75V76H134ZM171 75V74H170ZM169 75V76H170ZM173 75V74H172ZM202 75V74H201ZM245 75V77H246ZM260 75V74H259ZM26 76V75H25ZM120 76V75H118ZM122 76V75H121ZM120 76V77H121ZM204 76V75H203ZM206 78H207V73L205 74ZM212 76V75H211ZM104 77V76H102ZM128 77V79H130ZM143 77V76H142ZM210 77V75H209ZM232 77V76H231ZM263 77V75L261 76ZM138 78V77H137ZM170 78H173V77H170ZM226 78V77H224ZM252 74L249 73L248 74V77L247 79H249L250 81L252 80ZM103 79V78H102ZM124 79V78H123ZM127 79V80H128ZM156 79V78H154ZM209 79V78H208ZM139 80V79H137ZM212 80V79H211ZM217 82H220L219 79H215ZM246 80V78H245ZM29 81V80H28ZM126 81V80H125ZM140 81V80H139ZM157 81V80H155ZM171 81H174L173 79H171ZM210 81V79H209ZM214 81V80H213ZM87 82V81H86ZM89 82V81H88ZM115 83V82H114ZM117 83V82H116ZM136 83V81H135ZM161 83H164V82H160ZM175 83V84H176ZM213 84V82H210ZM209 83V84H210ZM253 83V82H252ZM138 84V83H137ZM219 84V83H218ZM25 85V84H24ZM129 85V84H128ZM157 85V84H156ZM215 85V84H214ZM221 85V84H219ZM137 86V85H136ZM213 86V85H212ZM218 86V85H217ZM250 86L248 80L247 82L245 83H240V86H239V89H241V91H243L244 94H248V95H251L250 94V89H248V87ZM20 87V86H19ZM138 87V86H137ZM214 87V86H213ZM130 89V87H128ZM197 89L196 92H192V90L194 89ZM217 88V87H216ZM264 88V87H263ZM134 89V88H133ZM136 90V89H135ZM218 90V89H216ZM252 90V89H251ZM224 91V90H223ZM254 91V90H253ZM257 91H259L257 89ZM260 92V91H259ZM70 93H73L70 94ZM91 93V92H90ZM219 93L222 95L223 92L222 90H219ZM69 94V95H68ZM107 95V94H106ZM70 96V97H71ZM84 96V98H85ZM71 97V98H72ZM90 97L93 99L92 96H89L88 98L90 99ZM125 97V96H124ZM150 97V96H149ZM181 97H184V98H181ZM191 97V96H190ZM224 97V96H222ZM236 97V96H234ZM252 97V95H251ZM69 98V99H71ZM83 98V97H82ZM121 98V97H120ZM129 98V97H127ZM151 98V97H150ZM163 98V99H162ZM175 98V99H174ZM51 99H54L55 100V104H51L50 103V100ZM86 99V98H85ZM91 99V101H93ZM192 99V98H191ZM257 99V98H256ZM88 100V99H87ZM127 100V99H126ZM131 100V99H130ZM152 100H154V98H152ZM252 100L254 101L253 97H252ZM90 101V100H89ZM121 101V100H120ZM124 101V99H123ZM192 101L194 102V100L192 99ZM257 101V100H256ZM76 102V101H75ZM88 102V101H87ZM128 102V101H127ZM131 102V101H130ZM155 102V100H154ZM157 102V101H156ZM126 103V102H125ZM257 103V102H256ZM23 104H27L28 106H25ZM58 104L60 105V107H58ZM108 104V103H107ZM111 104V103H110ZM110 104H108L110 106ZM127 104V103H126ZM131 104V103H130ZM135 104V103H134ZM138 103L135 104L134 108H136ZM234 104V105H233ZM78 105V104H76ZM106 105V103L104 104ZM113 105V104H112ZM140 105V104H138ZM120 106V105H119ZM128 106L129 103H128ZM127 106V107H128ZM131 106H133L131 104ZM111 107V106H110ZM108 107V108H110ZM115 107V105H114ZM114 107H111L112 109H106L105 111V114L106 115V119L108 120L109 118L114 122H121L122 118H121V114H119V112H115L116 110L113 108ZM144 107V106H143ZM146 107V106H145ZM102 108V107H101ZM116 108V107H115ZM131 108V107H129ZM149 108V107H148ZM43 111H42V110ZM103 109V108H102ZM101 109V111H102ZM117 109V108H116ZM150 109V108H149ZM127 110V109H126ZM135 110V109H134ZM133 110V111H134ZM139 114H137L138 116H140L141 119H144V120H147L148 117H150L149 115H151V113L147 110V109H143L142 106L140 107L139 106ZM123 112V111H122ZM128 112V111H127ZM130 112V111H129ZM176 114H175V113ZM181 112V114L179 113ZM258 112V114L261 112V116L256 114ZM49 113V114H50ZM124 113V112H123ZM133 114L135 113L132 112ZM130 112V114H132ZM137 113V112H136ZM37 114V116L35 115ZM56 114V113H55ZM69 114H71V116H69ZM74 114V115H73ZM199 114V113H198ZM39 115H42L43 118L42 120L38 121L39 118L38 116ZM48 115V114H47ZM52 115V114H51ZM60 115V114H59ZM102 115V114H101ZM128 115V114H127ZM135 115V116H137ZM206 115V114H205ZM126 116V114H125ZM134 116V118H135ZM137 116V117H138ZM96 117V118H95ZM102 118V116H100ZM109 117V118H108ZM124 117V116H123ZM207 117V116H206ZM221 117L225 120L226 122V125H227V128L230 127V129H234L235 128V125L236 126L238 125V122H240V119H241V122L243 124V127L246 128V133L247 135L244 137V139H247V140H251L253 139V141H250L252 143L251 146V149L250 150H245V151H248V153L252 154V155H248V153H244L245 151L242 149H238L239 146L236 148L237 152H234L235 151V145H231L233 147H230L229 144H232L230 142H232L233 140H229V138H226L228 137L226 132V136L224 135V130L220 129L219 125H222L220 123H222V119ZM95 118V119H93ZM104 118V117H103ZM105 118L103 119L104 121ZM139 118V117H138ZM147 118V119H146ZM153 118V117H152ZM151 118V119H152ZM156 118V117H155ZM211 118L213 119V121L211 122ZM12 119H14V115H12ZM20 119V118H19ZM77 119V118H76ZM126 119V118H124ZM137 119V118H136ZM157 119V118H156ZM221 119V120H220ZM81 120V119H79ZM181 120V119H180ZM220 120V121H219ZM234 121V124L232 121ZM125 121V120H123ZM127 121V120H126ZM125 121V122H126ZM160 121V120H159ZM79 122V121H78ZM78 122L75 120V124L78 128H81L80 126V122L78 124ZM82 122V120H81ZM85 122V121H84ZM102 122V121H101ZM124 122V123H125ZM129 122V123H128ZM130 121H127L126 123L131 126H125V130L123 132V130H119V134L121 132V134L123 133H126V130L129 131L131 134H133L134 138H135V135H140L138 134L136 128L133 125V123H130ZM132 122L135 123V120H133ZM147 122V121H146ZM149 122V121H148ZM152 121H150L151 123ZM181 122V121H179ZM125 123V124H126ZM158 123V122H157ZM167 123V122H166ZM224 123V121H223ZM85 124V123H84ZM84 124H81V125H84ZM107 124V123H106ZM104 124V125H106ZM118 124V123H116ZM137 124V125H136ZM153 124V122H152ZM89 124H86V126H88ZM97 125V124H96ZM108 125V124H107ZM106 125V126H107ZM123 125V124H122ZM135 125L143 130V132L145 133L144 129H149L147 127L144 126L143 122L141 120H136V123ZM150 125V124H149ZM155 125V124H154ZM225 125V124H224ZM225 125V126H226ZM85 126V127H86ZM91 126V125H90ZM100 126V125H99ZM110 126V125H109ZM108 126V127H109ZM114 126V125H113ZM111 126V127H113ZM116 126V125H115ZM160 127V125H157ZM157 126H153L155 128H157ZM180 126V125H179ZM66 127V126H65ZM92 127V126H91ZM94 127V126H93ZM103 127V126H102ZM101 127V128H102ZM118 127V126H117ZM158 127V128H159ZM175 127V126H174ZM173 127V129H175ZM224 127V126H223ZM114 128V127H113ZM167 128V126H166ZM170 128V127H169ZM184 128V127H183ZM181 129L184 131V129L186 130V127L184 129ZM104 129V128H103ZM118 129V128H117ZM138 129V130H139ZM238 129V127H237ZM236 129V131H237ZM92 130V129H91ZM94 130V129H93ZM96 130V129H95ZM113 129H111L112 131ZM171 130V129H170ZM181 130H179L181 132ZM227 130V129H226ZM78 131V130H77ZM86 131V130H85ZM104 132V130H101ZM106 131V130H105ZM168 131V130H167ZM182 131V132H183ZM92 132V131H91ZM108 131H106L107 133ZM113 132V131H112ZM118 132V131H117ZM116 132V133H117ZM141 132V131H140ZM150 132V131H149ZM148 132V134L150 136H153L151 135L150 133ZM186 133V131H184ZM95 133V132H94ZM99 133V132H98ZM111 133V132H110ZM104 134V133H103ZM162 134V133H161ZM160 133H158V137H157V140L156 142L160 143V145H162V147H164L163 145L164 144H170V142L173 144V145H176L178 147H181V148H185L186 149V145L189 144V142L187 143L186 142V139L184 137V135H179V133L177 132V130H171L169 132H166L164 134L161 135ZM229 134V133H228ZM110 135V134H108ZM115 135V133L113 134ZM124 135V134H123ZM128 135V134H127ZM147 135V134H146ZM186 135H190V133H186ZM231 135V134H230ZM116 137H114V139L117 138L118 141H114L116 142V144L119 142V139H118V136L115 135ZM123 137V136H122ZM129 137V136H128ZM137 137V136H136ZM153 137H156L153 136ZM191 135H190V140H191ZM89 138V137H88ZM100 137H98L99 139ZM101 138H102V135H101ZM130 138V137H129ZM187 138V137H186ZM189 138V137H188ZM232 138V137H231ZM235 137L233 136L232 139H234ZM109 139V138H108ZM126 139V137H125ZM139 139V138H137ZM236 139V138H235ZM90 140V139H89ZM96 140V138H95ZM95 140H90V142H92L93 144H99V142L95 141ZM124 139H122L121 141L123 142ZM136 140V138H135ZM152 140V139H151ZM156 140V139H154ZM189 140V141H190ZM226 140H228V144L226 142ZM245 140V142L247 141ZM99 141V140H98ZM102 141V140H101ZM111 140L107 141V143L109 142L110 143ZM136 142H139V140L135 141ZM154 142V141H153ZM234 142H237V141H234ZM108 143V144H109ZM121 143V142H120ZM127 143V142H126ZM125 143V144H126ZM157 143V144H158ZM247 143H249L247 141ZM102 144V143H101ZM104 144V143H103ZM102 144V145H103ZM111 144V143H110ZM113 144V143H112ZM139 144V143H138ZM156 144V143H155ZM234 144V143H233ZM127 146L130 145L129 143L126 144ZM136 145V144H135ZM191 145V144H190ZM240 145V144H239ZM111 146V145H110ZM114 147L116 145H113ZM117 146H120V144L118 143ZM121 146H123L121 144ZM124 149V150H127L125 151L129 157L133 156L134 155V152L131 150L133 149L131 146H128ZM138 146V145H136ZM189 146V145H188ZM245 145H242L240 148H244ZM247 146V145H246ZM96 148H98V145L95 146ZM134 147V145H133ZM191 148L190 151H193L192 150L193 148L191 146H189ZM188 147V149H189ZM229 147V148H228ZM247 147V149L249 148ZM253 147V148H252ZM257 149H254L256 148ZM117 148V147H115ZM120 148H124V147H120ZM140 148H141V144H140ZM208 150H206V149ZM261 148H263V146H261ZM135 149V148H134ZM133 149V150H134ZM152 149V153H150ZM234 151H233V150ZM253 149V150H252ZM264 149V148H263ZM261 149L259 154L263 155L264 154V150ZM119 150V148H118ZM123 150V151H124ZM154 150V152H153ZM167 150V149H166ZM187 150V149H186ZM185 150V151H186ZM263 150V152H262ZM136 151V150H135ZM138 151V150H137ZM135 153V156L138 154H141V150L138 151ZM150 151V152H149ZM170 151V150H169ZM189 151V150H188ZM189 151V152H190ZM244 151V152H243ZM18 152V151H17ZM26 152V151H25ZM99 152H102V150L100 149ZM115 152V151H114ZM120 152V151H119ZM173 153V151H171ZM187 152V151H186ZM105 153V152H104ZM42 154V153H41ZM115 154H118V153H115ZM153 154V155H152ZM193 154V153H192ZM191 154V155H192ZM123 155H124V152H123ZM146 155V157H147ZM173 155V154H172ZM35 156V155H34ZM37 156V155H36ZM35 156V157H36ZM108 156V155H107ZM111 156V155H110ZM113 156V155H112ZM121 156V155H119ZM140 156V155H139ZM138 156V157H139ZM168 156V157H167ZM205 158H204V157ZM258 156V155H257ZM255 156V157H257ZM264 156V155H263ZM45 157V156H44ZM127 157V156H125ZM128 157V158H129ZM130 157V159H131ZM144 157V156H142ZM144 157V158H146ZM173 157V156H172ZM180 157V156H179ZM261 157V156H260ZM34 158V157H33ZM141 158V157H140ZM157 158V157H156ZM258 158V157H257ZM37 159V157H36ZM114 159V158H113ZM117 159V158H115ZM143 159V158H142ZM147 159V158H146ZM149 159V158H148ZM184 159V158H183ZM186 159V158H185ZM227 159V160H226ZM235 160L236 163H237V167L234 169L233 165H232V160ZM263 159V158H262ZM121 160V159H120ZM120 160H116V161H119L121 162ZM137 160V158H136ZM139 160V159H138ZM150 162L152 161L151 159H149ZM147 160V161H149ZM177 160V159H176ZM212 160V161H211ZM259 160V159H258ZM16 161H20V160H15L14 162ZM114 161L115 163H117L118 165V162ZM133 161V160H132ZM131 161V162H132ZM145 161V159H144ZM146 161V162H147ZM173 161V160H172ZM193 161H194V158H193ZM13 162V164H14ZM112 162V161H111ZM112 162V163H114ZM134 162V161H133ZM138 162V161H137ZM145 162V163H146ZM154 162V161H152ZM259 162V161H258ZM261 162V161H260ZM148 163V162H147ZM252 163V165L250 164ZM110 164V163H109ZM122 164V163H121ZM138 164V163H137ZM187 164V163H186ZM260 164V163H259ZM264 164V162H263ZM29 165L30 169L27 168L25 169V167ZM140 166V162L138 164ZM143 165V164H142ZM148 165V164H147ZM156 165V163H155ZM158 165V164H157ZM178 165H180V163H178ZM261 165V164H260ZM74 167L76 169H79L81 171L80 175H82V181H84L85 183V180H87L88 183H93L94 181H98L97 182V187L98 186H104V184H110L113 185L116 189H118V192H116V189H115V193H120V191L124 192L126 194V196L129 197V199L133 202V203H136L137 205V209L139 211V215H143L145 217V219H148V218H151L157 225H158V229L157 228H154L150 233L148 234H144L145 236H147V240L148 241L146 243V246L148 247V250L149 252H151V254L153 255V257L151 258V260L148 262L147 259L145 258L144 256V252H141L140 253V248H137L133 242V244L131 243L130 246H127L128 245V242L130 241L129 237L128 239L124 238V237H121V238H117L114 234H113V231L114 229H116L117 227L118 228H122L121 226H123L124 228H127V230L129 229L130 231L132 229L134 230H137V231H140L141 233H143L140 229H137L135 227H131V226H127L126 223H124V220L122 222L121 219H114L112 222H111V227H109L108 231L109 233H106L103 232L101 229V232L102 233H99V229H97L96 231L93 230V228H90L88 229L87 227L88 224L85 222V221H80L79 219H77L78 216H76L74 213H72V210L69 211V209H67L66 207L64 206H60L59 204L58 207H56L55 203L56 201L54 200V196L53 194H51V185H53L54 183L52 178H56L60 175L61 172H63L65 169V167ZM124 166V165H123ZM126 166V165H125ZM124 166V167H125ZM149 166V165H148ZM218 166H220L222 169H220ZM264 169V165H261ZM118 167V166H117ZM120 167V166H119ZM118 167V168H119ZM154 167V166H153ZM181 167V166H180ZM186 167V166H185ZM233 168L235 171L232 172V171H229V168ZM257 167V168H255ZM156 168V167H155ZM75 169V170H76ZM113 169V167H112ZM138 169L137 166H135L134 168L131 167V170L132 172H136L138 173ZM147 169V167H146ZM71 170V169H70ZM110 172H111V169H108ZM141 170V171H143ZM157 170V168H156ZM186 170V169H185ZM256 170H258L256 172ZM128 171V170H127ZM218 171V173L216 172ZM224 171V173H220ZM260 171H263V170H260ZM44 172V173H43ZM239 172V173H238ZM115 173V172H113ZM129 173V172H128ZM194 173V172H193ZM264 173V172H263ZM64 174V172H63ZM67 174V173H66ZM101 174V173H100ZM125 174V173H124ZM131 174V172H130ZM210 174V175H209ZM224 175V176H222ZM61 176V175H60ZM126 176V174L124 175ZM131 176V175H130ZM189 176V178H188ZM264 176V175H263ZM62 177V180H64V177L66 178L67 176H65V174ZM127 177V176H126ZM124 177V178H126ZM219 177V178H217ZM252 177H254L255 180H252ZM139 178V177H138ZM75 179V178H74ZM55 180V179H54ZM57 181L58 178H56ZM67 180V178H66ZM70 180V179H69ZM73 180V179H72ZM79 180V179H78ZM77 180V181H78ZM132 180V178H131ZM76 181V179H75ZM81 181V180H80ZM235 181V180H234ZM70 181H68L66 183H62V185L66 186V190H69V191H72L74 190L73 186L69 185ZM110 182V183H109ZM132 182V181H131ZM171 182H175L178 186L177 187H174V185H172ZM240 182V183H239ZM11 183H15L17 186H19L20 189L17 188V192L15 191L14 188H11ZM52 183V184H50ZM76 185V182H72ZM71 183V184H72ZM79 183V181H78ZM83 183V184H84ZM6 184V183H5ZM94 184V183H93ZM121 184V185H120ZM73 185V184H72ZM109 185V186H111ZM59 186V185H58ZM92 186V185H91ZM95 186V185H94ZM93 186V187H94ZM53 187V186H52ZM112 187V186H111ZM111 187H109V189H112ZM119 187V188H118ZM49 188L51 190H49ZM75 188L77 189V192L75 191V194H70L67 193L66 191V196L69 200H74L76 201V199H80V197H84L86 199H90V197H88L87 195V191L88 190H84V191H80L78 189V187L75 186ZM153 188V187H152ZM54 189V187H53ZM84 189V188H83ZM88 189V188H87ZM92 189V188H91ZM90 189V190H91ZM95 189V188H94ZM102 189V187H101ZM120 189V190H119ZM162 189V188H160ZM159 189V190H160ZM65 190V189H64ZM99 191V189H98ZM114 191V190H113ZM9 192V193H8ZM26 192H29L30 195H32V199L30 198L29 196V202H27L25 200V194ZM105 192V189L103 191V193ZM107 192V191H106ZM112 192V191H111ZM148 192V191H147ZM54 193V192H53ZM100 193V192H99ZM102 193V191H101ZM102 193V194H103ZM110 193V192H109ZM108 192L105 193L106 196L109 194ZM93 194V193H92ZM101 194V195H102ZM104 194V195H105ZM112 194V193H111ZM121 194V193H120ZM133 196H131V195ZM146 194V193H144ZM251 194L254 196V200H256L257 198V195L253 192H251ZM58 195V194H57ZM97 195H100V194H97ZM251 195V196H252ZM103 196V195H102ZM253 196H252V199H253ZM97 197V196H96ZM110 197V196H109ZM112 197V196H111ZM115 197V196H114ZM117 197H119L117 195ZM57 198V196H56ZM100 198V196H99ZM98 198V199H99ZM120 198H122V194L120 195ZM110 199V198H109ZM116 199V198H115ZM125 199V198H123ZM108 200V199H107ZM73 201V202H74ZM109 201V200H108ZM119 201V200H118ZM124 201V200H123ZM126 201V199H125ZM72 202V203H73ZM82 202L84 203V201L82 200ZM128 202V200L126 201V203ZM132 204V206L135 204ZM68 203V202H67ZM71 203V201H70ZM70 203H68L67 206H72V205H69ZM75 203V202H74ZM94 203V202H93ZM76 204V203H75ZM103 204V203H102ZM9 205V206H8ZM35 205H37L38 207H36ZM96 205V204H95ZM124 205V204H122ZM130 205V204H129ZM201 205H205V206H208L211 208V210L214 212L215 216H218V218L221 219V224L223 225L222 227L224 228H232L233 226H229V221L227 220V213L230 211V212H234L233 213V218H235L237 220V222H239L240 224H247L248 227L250 228V232L254 233L253 229L256 231L255 232V240L256 242L252 241V240H247L245 239V242L242 243V242H235L237 241L236 240V237L234 239H232V237H228V233H226L225 229L222 228L221 231H224L225 232V236L226 237L224 239V237H217L215 235V233L211 232L208 230V233L210 236V239L212 240L210 242V240H208V243L207 241L204 239L201 238L200 240V237L197 236V233L195 232L196 229L194 228H186L185 226V229H183V227H181V223L179 224L177 222V219L179 218L178 216L175 217L176 219L174 220L171 216L175 215L174 213H181L182 214V217L185 218V219H188L187 217V214H197L200 210H201ZM60 206V207H59ZM74 206V205H73ZM78 207H80L79 205H77ZM82 206V205H81ZM131 206V207H132ZM190 208H188V207ZM90 207V206H89ZM98 207V206H97ZM70 208V207H69ZM73 208V207H72ZM75 208V207H74ZM74 208H73V211H74ZM85 208V206H84ZM101 208V207H100ZM108 208V207H107ZM209 208V209H210ZM77 209V208H75ZM82 209V208H81ZM79 209V210H81ZM92 209V208H91ZM128 209V208H127ZM49 210V211H47ZM100 211V210H99ZM128 211V210H127ZM130 211V209H129ZM31 214H30V213ZM79 212L78 210L76 211V213ZM82 211H80L81 213ZM105 212V211H104ZM108 212V211H107ZM112 212V211H111ZM123 212V211H122ZM126 212V211H125ZM183 212H185L183 214ZM79 213V214H80ZM92 213V212H91ZM121 213V212H119ZM134 213V212H133ZM107 215V214H106ZM112 215V214H111ZM121 215V214H120ZM129 215V214H128ZM138 215V214H137ZM17 216L19 218L22 217L21 214H17ZM131 216V215H130ZM198 216V215H196ZM195 216V217H196ZM211 218H215L213 217V215H209ZM26 218H28L27 215H25ZM101 217V216H100ZM109 217V216H108ZM111 217V216H110ZM134 217V215H133ZM136 217V216H135ZM194 217V218H195ZM200 217V216H199ZM198 217V218H199ZM208 218V216H205V218ZM210 217L208 219H210ZM103 218V217H102ZM125 218V216H124ZM132 218V217H131ZM138 218V217H137ZM201 218V217H200ZM205 218H202V219H205ZM217 218V217H216ZM81 219V217H80ZM109 219V218H108ZM142 219V218H141ZM150 219V220H151ZM105 220V218H104ZM121 220V221H120ZM138 219H136V222H137ZM180 220V219H179ZM197 220V219H196ZM111 221V220H109ZM129 221V219H128ZM128 221H126L128 223ZM134 221V220H132ZM144 221V220H143ZM198 222H200V220L198 219L197 220ZM215 221V220H214ZM90 222V221H89ZM135 222V223H136ZM150 222V221H149ZM180 222V221H179ZM197 222V224H198ZM249 222L253 225V228H252V225L249 224ZM65 223H67V225H65ZM133 223V222H132ZM141 223V222H140ZM152 223V222H151ZM201 223V222H200ZM73 227H71L70 225ZM130 224V223H129ZM137 224V223H136ZM145 224V223H144ZM148 224V223H147ZM146 224V225H147ZM150 224V223H149ZM236 224V223H235ZM155 225V224H153ZM186 225H187V222H186ZM65 226V227H64ZM102 226V225H101ZM110 226V225H109ZM152 226V225H151ZM150 226V227H151ZM107 227V226H106ZM192 227V226H191ZM201 227V226H200ZM75 229L73 231V233L71 232L72 229ZM87 228V229H86ZM100 228V227H99ZM132 228V229H130ZM140 228V227H138ZM148 228V227H147ZM235 228V227H233ZM237 228V227H236ZM248 228V229H249ZM252 228V229H251ZM187 229H191L192 231H194L193 233H191V231H187ZM202 229V228H201ZM69 230V231H68ZM77 230V231H76ZM243 230V229H242ZM241 230V231H242ZM148 231V230H147ZM232 231V230H231ZM239 231V229H238ZM246 231V230H245ZM59 232V233H58ZM88 232L90 233V237L92 239V236L94 238V242L95 241H98L97 243H93V241L90 240V238L88 237ZM132 232V231H131ZM189 232V233H188ZM223 232V233H224ZM243 232V231H242ZM222 233V234H223ZM59 234L61 235H64V237L62 238ZM74 234H78V237H74ZM200 234V232H199ZM232 234V233H231ZM243 234V233H242ZM151 235L154 236V238L156 239H152L151 238ZM237 235L236 233L234 234V236ZM239 235H241V233H239ZM253 235V234H252ZM125 236V235H124ZM254 236V235H253ZM240 238V237H239ZM237 238V239H239ZM209 239V237H208ZM220 239L221 242H219L218 240ZM241 240V238H240ZM254 240V239H253ZM194 243H196V245L199 246V248H196L194 246ZM226 243H228L229 246H227L226 248ZM130 247V250L128 251L130 254L128 256H126L124 254V252L122 251V248L120 247ZM197 246V247H198ZM147 249V248H146ZM147 250V251H148ZM170 252V253H169ZM178 252V253H177ZM180 254V256L178 255ZM172 257V256H171ZM113 259H116V260H113ZM176 259V258H175ZM112 261V262H111ZM189 261V260H188ZM193 263V262H192ZM194 264H197V263H194Z\"/></svg>",
    "mask_w": 264,
    "mask_h": 264
},
{
    "label": "built area",
    "instance_id": "3",
    "mask_svg": "<svg viewBox=\"0 0 264 264\" xmlns=\"http://www.w3.org/2000/svg\"><path fill=\"white\" fill-rule=\"evenodd\" d=\"M146 1H141V0H116L115 3L118 4V7L120 8L121 6H125L126 9H131L133 12H135V14L137 16H140L143 18L144 15H146L148 12V9L150 6H147L145 4ZM115 4V5H116ZM150 5V3H148ZM227 160V159H226ZM232 165L234 168L237 167V163L236 161L233 159L232 161ZM239 173V172H238ZM224 176V175H222ZM237 176V180L232 178L228 175V176H225V177H221V180H225L226 182L230 183L232 186L239 181L238 178H240V184L242 185V188L244 189V193L241 194L240 191H237L238 195L240 196V201H241V206H243L244 209H247L250 210V211H256L257 213L260 212V215L263 214L264 212V193L261 192V189L260 188H257L256 189H251L250 187H246V183L247 181L243 178L244 177V174L242 173H239ZM219 178V177H217ZM235 180V181H234ZM251 192L255 193L257 195V198L256 200H254V196L251 194ZM253 196V199H252V196ZM122 251L124 252V254L126 256H128L130 253L128 252L127 248L125 247H122ZM189 253H191L193 256H194V259H191L189 258L188 260L183 258L185 260L184 264H194V263H199V260H198V257H199V254H196V252L192 251L191 249L189 250ZM198 256V257H197ZM251 259L252 260H247L244 259V258H240L238 260H235V264H264V251L260 250V251H256V253H254L252 256H251ZM117 264H136V263H133L131 262V260L129 259H126L124 257V259H119V260H116ZM193 262V263H192Z\"/></svg>",
    "mask_w": 264,
    "mask_h": 264
}]
</instances>
